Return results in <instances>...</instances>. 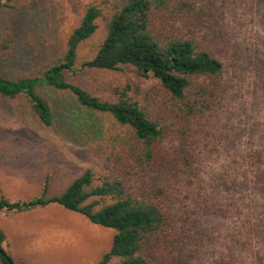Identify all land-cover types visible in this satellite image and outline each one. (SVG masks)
Masks as SVG:
<instances>
[{"label":"trees","instance_id":"trees-1","mask_svg":"<svg viewBox=\"0 0 264 264\" xmlns=\"http://www.w3.org/2000/svg\"><path fill=\"white\" fill-rule=\"evenodd\" d=\"M230 1L88 0L78 25L61 38L58 53L39 60L36 72L14 77L0 71V97L22 102L45 128L55 119L42 87L70 94L121 129L103 171L86 170L59 195L50 194L48 184L27 201L0 195V210L25 213L57 205L114 230L110 249L96 264H264L245 256L244 236L257 233L247 230L253 227L248 221L240 227L241 244L230 243L209 259L201 228L211 207L196 197L192 204L188 188L201 158V129L218 109L233 65L223 33ZM11 2L0 0V11ZM100 22L102 41L79 65L80 49L98 33ZM14 43L10 34L0 38V51L9 60ZM128 67L155 81L143 97L132 94L129 83H112L104 89L107 95H100L80 79L85 72ZM254 154L261 161V153ZM5 240L0 228V264H16L3 248Z\"/></svg>","mask_w":264,"mask_h":264},{"label":"rangeland","instance_id":"rangeland-1","mask_svg":"<svg viewBox=\"0 0 264 264\" xmlns=\"http://www.w3.org/2000/svg\"><path fill=\"white\" fill-rule=\"evenodd\" d=\"M87 2L12 0L10 8L0 11V38L14 37L15 56L9 60L0 51V71L14 77L36 72L39 60L58 53L61 38L78 25ZM99 25L82 45L79 65L102 41L104 23ZM223 33L233 65L223 99L201 129V158L188 188L192 204L196 197L211 207L201 228L209 259L230 243L241 244L245 221L253 226L248 231L257 232L244 236L245 256L264 259V0H231ZM80 79L100 95H107L104 89L112 83H129L131 93L143 97L155 84L129 67L89 71ZM42 93L54 113L49 128L22 102L0 97V195L11 202L40 196L45 184L50 194L59 195L86 170L103 171L113 136L121 130L110 116L83 108L70 94L48 87ZM180 188L187 194L184 184ZM0 228L6 235L3 248L16 264H96L115 235L57 205L25 213L0 210Z\"/></svg>","mask_w":264,"mask_h":264},{"label":"water","instance_id":"water-1","mask_svg":"<svg viewBox=\"0 0 264 264\" xmlns=\"http://www.w3.org/2000/svg\"><path fill=\"white\" fill-rule=\"evenodd\" d=\"M1 254H2L5 258H7L8 261H9L10 263H12L11 260L8 258V255H7L5 252L1 251ZM12 264H13V263H12Z\"/></svg>","mask_w":264,"mask_h":264}]
</instances>
